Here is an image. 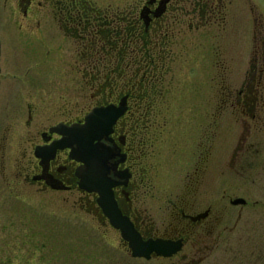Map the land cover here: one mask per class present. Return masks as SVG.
<instances>
[{"label": "flooded vegetation", "instance_id": "obj_1", "mask_svg": "<svg viewBox=\"0 0 264 264\" xmlns=\"http://www.w3.org/2000/svg\"><path fill=\"white\" fill-rule=\"evenodd\" d=\"M41 1L13 0L22 12L19 25L20 29L25 28L27 36L33 32V7ZM43 1L51 6V20L73 41L80 59L85 58L89 47L88 43L83 45L81 33L82 28L92 27L88 28V17L107 18L132 12L138 17V26L155 41L153 62L139 66L142 71H153V79L138 89L124 81L122 90L110 86L106 92L99 91L97 80H93V106L88 111L118 106L124 100L125 113L114 125L109 141H103L116 154L110 161L113 170L109 177L119 183L113 188L114 200L144 241L163 240L182 245L172 257H152L148 262L203 264L217 249L232 255L242 228L257 225V216L264 218V32L244 33L246 37L238 54L230 58L232 67L227 65V52L220 51L216 98L205 99V90L200 97L191 98L183 93L184 82L173 95L170 82H166L174 61L171 48L175 34L181 33L176 29L187 22L190 31L205 30L210 25H218L221 31L223 24L224 31L226 8L236 0H145L141 5L122 9L100 8L91 0ZM79 12L86 14L84 23H78L74 16ZM94 39L95 34L90 40ZM92 44L95 52L96 43ZM109 48L111 53L108 51L107 55L111 58L105 59L107 63L86 59L80 65L91 71L123 70L127 63H113V47ZM143 76L147 77L146 72ZM7 80L0 67V109L4 110L0 117L5 119L4 127H0L4 135V138L0 135V150L4 152L10 145L4 142L9 140L7 134L30 133L34 120L31 105L22 97L18 100L19 95L13 89L15 82ZM4 84L8 91H3ZM88 112L74 120L65 119L38 129L17 144L27 145L22 151L13 150L6 157L5 153L0 155L4 163L3 183L10 194H13L10 186L19 190L16 191L19 196H13L15 200L24 196L29 205L35 199L38 206L50 200L60 204L67 195H76L79 202L75 205L80 211L91 216L99 228L120 236L99 207L98 195L80 189L77 172L81 164L70 158L69 150H57L48 160L35 157L37 147L46 148L61 139L50 132L51 128L58 124H81ZM15 151L21 153L22 161ZM167 160L174 170L163 175L160 168ZM118 173H124L125 178L115 176ZM7 242L27 258H36L46 247L44 240L33 238ZM119 243L124 255L140 260L131 257L127 243L121 238ZM0 247L10 246L0 244Z\"/></svg>", "mask_w": 264, "mask_h": 264}, {"label": "rangeland", "instance_id": "obj_2", "mask_svg": "<svg viewBox=\"0 0 264 264\" xmlns=\"http://www.w3.org/2000/svg\"><path fill=\"white\" fill-rule=\"evenodd\" d=\"M91 1L100 8L112 6L122 9L141 5L145 0ZM33 10V32L27 36L25 28L20 29V9L13 0H0L1 72L4 79L15 82V95H19L18 100L22 97L31 105L34 119L30 133L19 131L16 136L6 132L9 140L4 142L10 145L6 152L0 150V155L5 153V157L8 152L22 151L23 147H27L26 144H17L34 135L38 129L65 119L82 117L93 106L92 92L86 87L81 73L83 66L80 64L83 62H80V56L76 54L73 41L66 38L53 23L51 6L46 1L36 4ZM226 13L224 31V24L221 31L218 25H210L199 31L193 28L190 31L187 22L182 28L176 29L181 33L175 34V44L171 48L174 61L171 74L166 77V82L169 81L171 85V95L181 89V83L184 82L182 89L185 96L200 97L205 90V99L216 98L220 51L227 52V65L232 67L230 58L234 59L238 54L245 34L254 30L264 32V0H236L231 7L226 8ZM254 22H257L256 27ZM6 86L4 84L3 91L8 89ZM3 111L0 109V114ZM4 123V116H1L0 127L3 128ZM2 131L0 135L4 138ZM11 145H17V148ZM16 154L18 160L22 161L21 153ZM2 166L4 163L1 164L0 173V244L10 247H0V264L165 263L132 260L130 256L124 255L120 248L119 234L99 228L91 216L80 211L75 205V202H79L76 195H67L66 201L60 204L50 200L40 206L36 204L35 197L31 205L23 200L24 196L15 200L13 196H19L16 193L19 190L10 186L13 194L9 193L3 183ZM160 170L164 175L173 171L174 167L167 160ZM256 219L259 220L257 225L242 228L240 240L232 249V255L217 249L203 264H264V218L257 216ZM28 238L44 240L46 243L36 258H27L26 254L18 253V248L7 242Z\"/></svg>", "mask_w": 264, "mask_h": 264}, {"label": "water", "instance_id": "obj_3", "mask_svg": "<svg viewBox=\"0 0 264 264\" xmlns=\"http://www.w3.org/2000/svg\"><path fill=\"white\" fill-rule=\"evenodd\" d=\"M125 111L126 105L122 100L118 106L108 105L91 110L81 124H58L50 132L61 139L49 147H37L35 157L48 160L57 150H69L70 158L81 164L77 172L80 189L98 195L99 207L110 225L120 233V238L127 243L131 257L146 261L152 257L170 258L181 250V243L152 239L144 241L130 220L122 215L114 200L113 188L119 183L109 177L113 170L110 161L116 154L103 141H109L114 125ZM115 176L125 178L124 173ZM239 203L240 200L236 201V204Z\"/></svg>", "mask_w": 264, "mask_h": 264}, {"label": "trees", "instance_id": "obj_4", "mask_svg": "<svg viewBox=\"0 0 264 264\" xmlns=\"http://www.w3.org/2000/svg\"><path fill=\"white\" fill-rule=\"evenodd\" d=\"M83 12L75 13L74 16L78 23L86 21ZM89 14H87V17ZM137 16L134 13L119 14L117 16L92 17L87 18L88 29H81L83 34L82 43H88L87 55L82 58V62L89 59L91 62L97 59L98 64H105V59L111 58L107 55L109 47H113L112 54L113 63H127L123 70H88L82 69L83 81L90 92L93 88V80H97L99 91L106 92L113 88L122 90L124 81H127L128 86L138 89L139 85H145L146 81L153 79L151 70L142 71L139 66L153 62L155 52L157 50L153 37L149 36L142 30L137 23ZM97 28L94 29V26ZM84 27V26H83ZM95 34V39L90 38ZM86 38V39H85ZM96 43V51L94 45ZM110 52V51H109ZM111 53V52H110ZM119 59V61H117ZM123 59V60H120ZM146 72L147 77L143 76ZM149 75V76H148ZM110 86H112L110 88ZM119 86V87H118Z\"/></svg>", "mask_w": 264, "mask_h": 264}]
</instances>
